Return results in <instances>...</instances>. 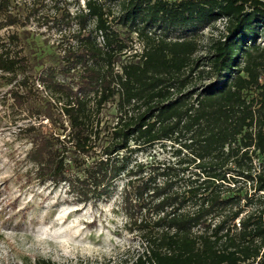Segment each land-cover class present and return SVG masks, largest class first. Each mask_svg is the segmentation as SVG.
Instances as JSON below:
<instances>
[{
  "label": "trees",
  "instance_id": "obj_1",
  "mask_svg": "<svg viewBox=\"0 0 264 264\" xmlns=\"http://www.w3.org/2000/svg\"><path fill=\"white\" fill-rule=\"evenodd\" d=\"M0 81L27 182L120 194L131 264H264V0H0ZM168 144L173 162L137 159Z\"/></svg>",
  "mask_w": 264,
  "mask_h": 264
},
{
  "label": "rangeland",
  "instance_id": "obj_2",
  "mask_svg": "<svg viewBox=\"0 0 264 264\" xmlns=\"http://www.w3.org/2000/svg\"><path fill=\"white\" fill-rule=\"evenodd\" d=\"M216 27L204 31L203 41L223 30L224 21ZM26 28L41 42L63 43L60 33L45 26L30 23ZM21 29L10 27L1 33ZM135 47L142 49L138 41ZM7 88L0 81V264H35L37 257L70 264H131L144 245L126 226L120 194L96 205L76 204L65 186L27 182L26 174L33 169L25 158L31 143L18 130L29 119L25 113L13 112L4 95ZM174 151L171 144L157 145L137 159L173 162Z\"/></svg>",
  "mask_w": 264,
  "mask_h": 264
}]
</instances>
